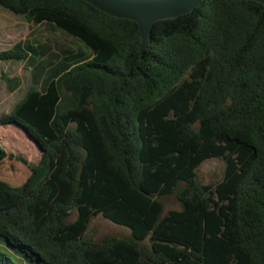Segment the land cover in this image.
I'll return each instance as SVG.
<instances>
[{
  "label": "trees",
  "instance_id": "obj_1",
  "mask_svg": "<svg viewBox=\"0 0 264 264\" xmlns=\"http://www.w3.org/2000/svg\"><path fill=\"white\" fill-rule=\"evenodd\" d=\"M0 5L93 52L54 55L0 117L41 153L32 163L0 141V163L30 171L20 185L0 178V264H264L262 3L202 0L156 22L143 57L136 22L85 0ZM46 56L2 51L0 80L16 90L2 63ZM211 159L225 174L203 184ZM170 197L178 209H166ZM99 216L131 235L87 238Z\"/></svg>",
  "mask_w": 264,
  "mask_h": 264
},
{
  "label": "rangeland",
  "instance_id": "obj_2",
  "mask_svg": "<svg viewBox=\"0 0 264 264\" xmlns=\"http://www.w3.org/2000/svg\"><path fill=\"white\" fill-rule=\"evenodd\" d=\"M33 45L42 47L47 51L43 61H6L2 63V72L5 76L19 79L21 85L14 91L10 90L8 83L0 80V117L10 114L15 106L26 96L34 84L37 74L41 72L43 65L48 71L54 55H65L71 51L81 59H90L93 52L83 42L64 33L62 30L44 23L32 29L25 16L16 15L0 5V53L14 48L17 45ZM45 75V76H44ZM44 77L49 75L44 73ZM0 141L10 153L24 156L32 163H37L41 153L25 135L12 127H0ZM226 164L221 159L206 161L198 169V179L203 184H215L221 181L225 174ZM30 175L29 168L23 163L11 165V162L0 163V178L14 185L23 184ZM179 203L175 197L166 199V209H178ZM75 217H72L74 220ZM131 230L125 226L114 224L99 216L91 222L87 238L99 241L107 236H130Z\"/></svg>",
  "mask_w": 264,
  "mask_h": 264
},
{
  "label": "water",
  "instance_id": "obj_3",
  "mask_svg": "<svg viewBox=\"0 0 264 264\" xmlns=\"http://www.w3.org/2000/svg\"><path fill=\"white\" fill-rule=\"evenodd\" d=\"M97 9L113 17L136 22L141 34V57L152 43V31L156 22L187 15L202 0H85ZM262 3L264 0H250Z\"/></svg>",
  "mask_w": 264,
  "mask_h": 264
}]
</instances>
